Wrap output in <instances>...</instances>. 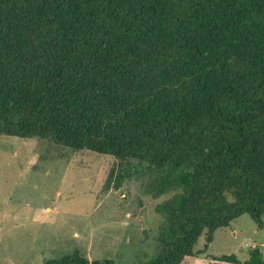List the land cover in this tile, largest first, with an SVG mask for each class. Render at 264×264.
I'll return each instance as SVG.
<instances>
[{
    "label": "trees",
    "instance_id": "1",
    "mask_svg": "<svg viewBox=\"0 0 264 264\" xmlns=\"http://www.w3.org/2000/svg\"><path fill=\"white\" fill-rule=\"evenodd\" d=\"M0 136L112 156L175 192L145 264H182L242 215L263 229L264 0H0Z\"/></svg>",
    "mask_w": 264,
    "mask_h": 264
},
{
    "label": "rangeland",
    "instance_id": "2",
    "mask_svg": "<svg viewBox=\"0 0 264 264\" xmlns=\"http://www.w3.org/2000/svg\"><path fill=\"white\" fill-rule=\"evenodd\" d=\"M130 165L138 167L136 161ZM128 164L44 139L0 136V264H44L78 257L89 263L145 264L160 251L164 217L155 207L175 192L150 195ZM131 176H128V174ZM264 249L263 229L248 215L203 235L182 264H245Z\"/></svg>",
    "mask_w": 264,
    "mask_h": 264
},
{
    "label": "water",
    "instance_id": "3",
    "mask_svg": "<svg viewBox=\"0 0 264 264\" xmlns=\"http://www.w3.org/2000/svg\"><path fill=\"white\" fill-rule=\"evenodd\" d=\"M262 255H263L262 259L264 260V249L262 250Z\"/></svg>",
    "mask_w": 264,
    "mask_h": 264
}]
</instances>
